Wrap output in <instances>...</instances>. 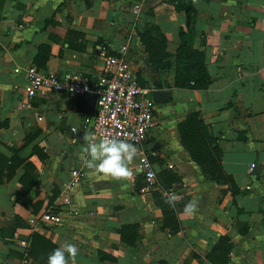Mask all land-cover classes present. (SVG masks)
Returning a JSON list of instances; mask_svg holds the SVG:
<instances>
[{"label":"crops","instance_id":"0c3cea01","mask_svg":"<svg viewBox=\"0 0 264 264\" xmlns=\"http://www.w3.org/2000/svg\"><path fill=\"white\" fill-rule=\"evenodd\" d=\"M131 3L3 0L0 154L8 162L12 154L20 161L0 182V264H41L25 253L33 231L56 248L66 242L77 245L75 264H212L205 254L222 234L231 243L226 264H264V0H191L190 29L171 0H139L135 13ZM51 15L55 22L44 27ZM145 23L155 25L165 38L158 65L146 60L137 35ZM180 28L186 44L201 52L209 77L204 87L191 80L174 84ZM43 42L49 44L46 71H74L89 78L101 72L100 47L114 52L126 45L129 67L146 89L141 98L155 116L129 165L134 179L117 181L83 166L81 149L84 136L92 133V116L75 110L74 97L41 90L30 107H19L24 68ZM155 82L169 91L168 100L151 102ZM190 111L197 112L214 138L235 194L206 179L182 146L177 122ZM33 144L45 158L31 152ZM143 156L154 175L168 169L179 177L165 190L181 197L172 207L174 231L162 227L152 187L138 186L143 177L137 164ZM73 169L80 175L69 185ZM22 175L32 180L30 186L20 182ZM193 200L198 201L197 212L186 216L184 206ZM48 210L59 211L61 221L42 219ZM127 223L137 224L132 244L119 237V227Z\"/></svg>","mask_w":264,"mask_h":264},{"label":"trees","instance_id":"16d2710c","mask_svg":"<svg viewBox=\"0 0 264 264\" xmlns=\"http://www.w3.org/2000/svg\"><path fill=\"white\" fill-rule=\"evenodd\" d=\"M175 10H182L185 15V27L190 29L192 14L194 9L191 5V0H171ZM3 0H0V7ZM52 15L44 20V27L50 23H54ZM183 30H178L179 46L176 52L177 71L174 78L175 85H183L187 80L192 81L195 87H204L209 81V77L201 63V52L191 48L183 39ZM140 43L143 46L146 54V60L151 64H160L159 57L165 55L161 50L164 47L165 38L159 29L150 23H145L141 31L137 33ZM49 53V44L46 42L36 46V53L33 57V64L38 68L44 69L43 65ZM157 56V57H156ZM166 64V63H164ZM177 131L179 139L187 151L189 157L196 162L200 167V171L206 179L215 180L219 184H224L229 187L230 193L235 194L237 187L231 175L226 173L220 164V151L215 144L214 138L211 137L206 130L205 124L198 117L197 112L190 111L177 122ZM30 139V135L23 139V143ZM31 152L35 153L39 158H45V153L40 147L31 145ZM12 161L0 154V182L2 176L5 179L9 178L14 167L20 161L14 154L11 156ZM20 182L30 186L32 180H26V175L19 178ZM179 177L168 169H162L155 173L154 183L149 185L152 187L151 196L153 202L157 205L162 213V227L168 226L172 231L177 229V220L173 208L165 203V195L163 191L177 182ZM148 185L147 182H139L138 186ZM17 220V218H16ZM18 223V221H17ZM137 224L127 223L119 227V237L121 241L127 244H132L136 238ZM230 241L224 234L220 235L211 249L206 252L205 258L212 264H226L227 254L230 248ZM56 246L37 232H31L29 242L25 249L26 255L32 260L47 264L48 254L55 249Z\"/></svg>","mask_w":264,"mask_h":264},{"label":"built area","instance_id":"2783aa9c","mask_svg":"<svg viewBox=\"0 0 264 264\" xmlns=\"http://www.w3.org/2000/svg\"><path fill=\"white\" fill-rule=\"evenodd\" d=\"M138 2L139 0H132L133 13L137 11ZM125 51V44L119 45L114 52L100 47L101 72L92 78L74 71L56 74L38 68L33 63L28 64L24 68L25 83L18 100L19 107H30L32 97L41 90L64 92L71 97L92 92L95 94V102L90 126L97 139L117 136L136 146H142L155 122V116L151 105L141 98L146 89L137 82ZM13 71L18 72L19 68L15 67ZM71 130L74 131L75 128L71 127ZM137 166L143 179L148 185H152L155 176L152 163L143 156ZM70 174L72 178L69 185L76 181L80 172L73 169ZM167 193L172 192L164 191L165 195ZM41 218L57 224L61 221V214L59 211L48 210L41 214Z\"/></svg>","mask_w":264,"mask_h":264},{"label":"clouds","instance_id":"9594fccd","mask_svg":"<svg viewBox=\"0 0 264 264\" xmlns=\"http://www.w3.org/2000/svg\"><path fill=\"white\" fill-rule=\"evenodd\" d=\"M84 140L86 146L82 147L80 155L84 167L117 181L134 179V171L129 165L138 154L135 143L117 136H105L98 140L93 133L86 134ZM179 199L181 197L176 193H167L165 203L174 207ZM197 209L198 201H189L185 204L183 213L192 216ZM78 254L77 245L66 242L48 254L47 264H75Z\"/></svg>","mask_w":264,"mask_h":264},{"label":"water","instance_id":"95a60500","mask_svg":"<svg viewBox=\"0 0 264 264\" xmlns=\"http://www.w3.org/2000/svg\"><path fill=\"white\" fill-rule=\"evenodd\" d=\"M152 70H155V67H151ZM154 88L150 90V100L153 103H159L162 101H166L169 98V91L167 89H163L160 86V83L155 82ZM95 102V94L92 92H83L81 94H77L74 97V108L76 111L81 113L90 115L94 109ZM164 165V164H163Z\"/></svg>","mask_w":264,"mask_h":264},{"label":"rangeland","instance_id":"374dc122","mask_svg":"<svg viewBox=\"0 0 264 264\" xmlns=\"http://www.w3.org/2000/svg\"><path fill=\"white\" fill-rule=\"evenodd\" d=\"M141 182H146V181L144 179H142Z\"/></svg>","mask_w":264,"mask_h":264}]
</instances>
